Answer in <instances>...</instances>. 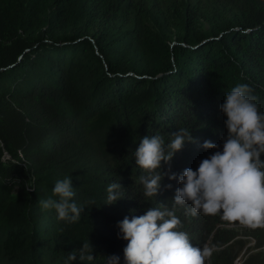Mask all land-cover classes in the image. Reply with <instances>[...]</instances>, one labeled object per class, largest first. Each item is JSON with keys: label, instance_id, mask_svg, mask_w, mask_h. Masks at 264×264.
Instances as JSON below:
<instances>
[{"label": "trees", "instance_id": "1", "mask_svg": "<svg viewBox=\"0 0 264 264\" xmlns=\"http://www.w3.org/2000/svg\"><path fill=\"white\" fill-rule=\"evenodd\" d=\"M237 83L264 112V0H0V264H126L118 222L149 207L213 247L210 264H235L242 249L224 226L239 222L188 214L167 176L146 197L134 153L186 128L195 142L171 171L198 168L215 151L205 140L222 147L220 105ZM66 177L84 209L75 222L40 203ZM114 182L123 198L107 204ZM250 234L261 253L241 264H264V227Z\"/></svg>", "mask_w": 264, "mask_h": 264}, {"label": "clouds", "instance_id": "2", "mask_svg": "<svg viewBox=\"0 0 264 264\" xmlns=\"http://www.w3.org/2000/svg\"><path fill=\"white\" fill-rule=\"evenodd\" d=\"M248 84L237 83L225 94L220 110L226 116V134L220 144L205 140L202 148L215 151L200 161L198 168L184 169L182 174L171 171L175 154L186 143H194L191 132L179 128L166 145L163 136L155 134L141 139L135 151V164L148 175L140 182L146 197H156L165 176L178 180L179 187L173 198L174 205H189L187 213L193 217L204 214L220 215L222 220L239 222L256 228L264 227V112L260 111L257 97ZM169 166L163 171L164 165ZM172 188L171 184L166 186ZM120 183L107 188V204L123 198ZM28 190H34L29 187ZM53 196L41 201L44 208L55 209L58 219L75 222L84 209L74 201L72 178L58 180ZM182 222L174 211L149 207L144 215L125 217L118 222L119 236L127 241L124 248L126 264H210L214 248L208 244L194 246L189 235L181 231ZM89 244L83 243L82 251ZM75 259V253H70ZM92 255L88 256L91 260ZM107 264H120L117 255L106 256Z\"/></svg>", "mask_w": 264, "mask_h": 264}, {"label": "rangeland", "instance_id": "3", "mask_svg": "<svg viewBox=\"0 0 264 264\" xmlns=\"http://www.w3.org/2000/svg\"><path fill=\"white\" fill-rule=\"evenodd\" d=\"M224 227V229L233 230L234 232L231 244L233 245L236 254H238V252H240V250L242 249V252L239 254L237 260L235 261V264H241V261L246 260L252 254L261 253L260 250H255L256 240L250 234L251 227L242 225L240 223L230 224ZM262 251L264 252V248Z\"/></svg>", "mask_w": 264, "mask_h": 264}]
</instances>
